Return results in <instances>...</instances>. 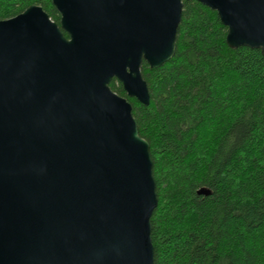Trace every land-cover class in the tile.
<instances>
[{"label": "water", "instance_id": "95a60500", "mask_svg": "<svg viewBox=\"0 0 264 264\" xmlns=\"http://www.w3.org/2000/svg\"><path fill=\"white\" fill-rule=\"evenodd\" d=\"M187 1L264 56V0ZM51 3L59 24L36 4L0 20V264H153L150 147L110 84L149 105L142 63L174 56L183 2Z\"/></svg>", "mask_w": 264, "mask_h": 264}, {"label": "trees", "instance_id": "16d2710c", "mask_svg": "<svg viewBox=\"0 0 264 264\" xmlns=\"http://www.w3.org/2000/svg\"><path fill=\"white\" fill-rule=\"evenodd\" d=\"M182 2L174 56L142 63L149 105L110 84L150 147L153 264H264V56L229 48L217 12ZM32 4L59 24L51 0H0V20Z\"/></svg>", "mask_w": 264, "mask_h": 264}]
</instances>
